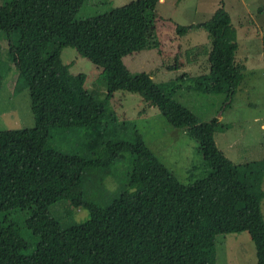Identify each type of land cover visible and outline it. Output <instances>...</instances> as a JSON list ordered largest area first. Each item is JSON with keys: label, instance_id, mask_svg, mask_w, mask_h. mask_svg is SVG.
Listing matches in <instances>:
<instances>
[{"label": "trees", "instance_id": "1", "mask_svg": "<svg viewBox=\"0 0 264 264\" xmlns=\"http://www.w3.org/2000/svg\"><path fill=\"white\" fill-rule=\"evenodd\" d=\"M84 1L0 0V32L16 82L30 95L34 127L43 129L39 144L0 140V264H216V236L241 231L254 244L255 264H264L261 203L215 145L216 120L198 122L172 99L180 89L233 96L234 75L244 67L235 60L237 30L227 10L219 6L205 21L175 26L178 35L202 27L209 39L203 50L207 73L182 86L176 82L184 74L174 83L157 84L147 73H130L122 61L152 47L148 15L159 0H131L78 19ZM260 41L264 60V34ZM66 46L101 69L103 100L85 89V74L73 75L71 63H63ZM116 91L138 94L147 108L195 139L207 174L181 184L142 138L108 140L106 122L116 118L113 113L107 118L106 108ZM78 129H85L75 140L78 152L54 146L61 133ZM127 156L125 187L107 202L88 199L97 181L112 176L114 161ZM60 200L86 209L88 218L62 226L49 211ZM20 212L27 215L23 224L12 218ZM24 231L34 240L28 254L23 251L31 240Z\"/></svg>", "mask_w": 264, "mask_h": 264}, {"label": "rangeland", "instance_id": "2", "mask_svg": "<svg viewBox=\"0 0 264 264\" xmlns=\"http://www.w3.org/2000/svg\"><path fill=\"white\" fill-rule=\"evenodd\" d=\"M129 1L85 0L76 18L97 15ZM262 5L264 0H159L148 15L154 23L149 34L152 47L128 53L122 61L130 73H147L157 84L174 83L184 74L182 79L185 80L176 83L189 85V79L207 73L203 50L209 47V39L202 27L178 35L175 26L205 21L219 6L227 10L237 30L235 60L244 67L234 75L233 96L229 99L223 92L204 94L180 89L172 99L190 111L198 122L216 120L215 145L231 160L246 190L258 196L264 218V126H261L264 125V60L260 41L264 34V10H258ZM0 36V140L42 143L43 129L34 127L30 95L22 82H16L17 75L5 49L7 40L1 32ZM61 58L63 63H71L73 75L85 74L84 87L96 99L106 97L97 65L69 46L63 47ZM107 103V118L109 113L116 118L106 122L108 140L142 138L181 184H192L207 174L209 168L197 141L183 129L171 126L156 108H147L138 94L116 91ZM84 133L85 129L64 131L53 144L65 152H78L79 144L75 140ZM130 167L128 156L116 159L112 176L104 177L101 184L97 181L96 186L88 190L87 198L107 202L125 187ZM49 211L62 226L88 218L86 209L72 207L67 200L53 203ZM26 216L23 212L12 213V218L20 224ZM24 235L31 240V247L23 251L28 254L34 240L27 231ZM255 260V247L246 231L216 236V264H255Z\"/></svg>", "mask_w": 264, "mask_h": 264}, {"label": "crops", "instance_id": "3", "mask_svg": "<svg viewBox=\"0 0 264 264\" xmlns=\"http://www.w3.org/2000/svg\"><path fill=\"white\" fill-rule=\"evenodd\" d=\"M213 12V11H212ZM262 127L264 126V125H261ZM264 175V174H263ZM263 177V176H262Z\"/></svg>", "mask_w": 264, "mask_h": 264}]
</instances>
